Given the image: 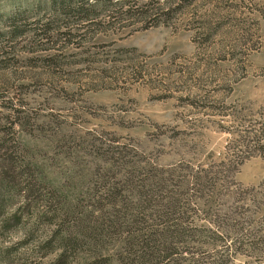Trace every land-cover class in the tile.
<instances>
[{
	"label": "rangeland",
	"instance_id": "374dc122",
	"mask_svg": "<svg viewBox=\"0 0 264 264\" xmlns=\"http://www.w3.org/2000/svg\"><path fill=\"white\" fill-rule=\"evenodd\" d=\"M127 1L151 16L113 26L121 7L100 6L90 29L57 0H0V264H54L60 247L38 245L109 190L178 175L195 237L174 264H264V0ZM114 254L103 242L70 264Z\"/></svg>",
	"mask_w": 264,
	"mask_h": 264
},
{
	"label": "trees",
	"instance_id": "16d2710c",
	"mask_svg": "<svg viewBox=\"0 0 264 264\" xmlns=\"http://www.w3.org/2000/svg\"><path fill=\"white\" fill-rule=\"evenodd\" d=\"M119 2L121 0H57L53 4L67 17H73L77 23L88 24L90 29L97 26L94 24L100 15V12L98 13L100 6L106 10L121 7L116 13L107 16L113 26L121 25L124 20L144 19L151 16L152 10H148L150 6L148 4L142 10L123 13L122 8L129 7L134 2L127 0H123L120 4ZM172 5L173 2H159V8H155L156 5L153 3V11L167 14L170 10H165V7L169 8ZM68 32L63 36L74 38L78 37L80 30L75 34L70 30ZM186 178L183 175L169 179L162 177L130 179L129 177L126 181V195L119 193L118 198L117 192L113 194V190H109L106 197L111 203H107V208L102 207L92 211L88 218L81 221V225L77 220L76 231L66 239H47L46 242L38 245V249L43 251L54 242L62 251L54 264H70V261L77 259L76 256L81 250L87 248L96 252L100 248V243L104 242L109 247H113L115 252L114 259L109 260V264L112 260L115 264H174L172 256L179 249L175 251L173 245L176 241L178 245L183 244V239L192 234L190 232L192 224L190 218L186 216L188 209L182 199L184 194L188 195L187 187L190 183L186 182ZM174 181V186H170V182ZM206 181L215 187L220 183V180L217 181L207 174L203 176V183ZM7 183L3 176L0 184V204L11 192ZM10 220L4 221L5 230L11 227ZM13 221L17 225L20 223L18 217H14ZM192 235L195 237L194 234Z\"/></svg>",
	"mask_w": 264,
	"mask_h": 264
}]
</instances>
